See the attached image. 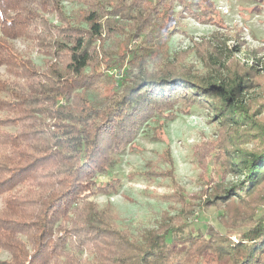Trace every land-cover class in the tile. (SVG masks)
<instances>
[{
	"label": "trees",
	"instance_id": "1",
	"mask_svg": "<svg viewBox=\"0 0 264 264\" xmlns=\"http://www.w3.org/2000/svg\"><path fill=\"white\" fill-rule=\"evenodd\" d=\"M63 1L0 0V68L8 74L0 77V195L8 193L0 211V250L13 257L0 264H88L81 259L85 252L91 264H192L205 253L210 255L203 264H264V213L257 216V209L264 207V132L244 99L247 79L214 74L199 78L181 68L134 76L121 97L100 111V106L75 95L96 83L86 73L99 56L94 46L115 29L102 25L91 9L82 17L84 29L73 30L68 23L70 32L65 34L64 19L57 17L59 25L47 19L63 15ZM126 1L112 10L113 17L126 19L133 11L138 17L143 13L140 1L147 2L126 6ZM184 1L183 8L192 6ZM208 11L212 18L215 10ZM150 20L137 19L135 34L142 35ZM19 39L55 65H46V74L40 72L12 47ZM113 63L105 65L111 69L117 66ZM177 102L184 106L182 114L196 105L217 118L222 128H243L244 136L256 139L250 151L237 140L221 141L215 150V156L221 152L217 166L241 180L223 189V196L211 194L208 203L231 205L225 208L223 223L231 232L243 227L237 242L215 235L198 246L192 237L177 240L169 229L162 234L150 230L144 244L136 246L129 233L113 228L112 219L89 201L94 194H111L113 190L98 184L96 177L110 169L112 159L133 143L148 120L159 116L172 121ZM18 185L24 192L12 194ZM18 234L27 235L30 249ZM185 247L182 255L179 249Z\"/></svg>",
	"mask_w": 264,
	"mask_h": 264
},
{
	"label": "rangeland",
	"instance_id": "2",
	"mask_svg": "<svg viewBox=\"0 0 264 264\" xmlns=\"http://www.w3.org/2000/svg\"><path fill=\"white\" fill-rule=\"evenodd\" d=\"M125 1L65 0L59 4L63 15L47 17L53 25L60 24L58 18L64 19L68 34V23L73 30L85 28L82 17L92 9L98 12L102 25L107 23L115 29L110 36L96 42L94 48L99 56L86 73L97 81L86 93L75 92L77 98L85 97L95 107L100 106L101 111L121 97L134 76L180 68L199 78L210 74L224 79L238 76L247 79L249 89L244 99L249 110L257 115L253 120L264 132V0L184 1L192 4L188 9L181 6V0H146L140 1L143 13L138 17L134 16L135 11L126 19L113 17L112 10ZM134 1L127 0L126 6ZM209 9L215 10L212 18ZM189 10L195 16H202V20L193 17ZM140 18L144 22L151 18L142 35L135 34L139 23L136 20ZM11 45L31 59L42 73L47 72L46 65H55L30 42L19 39ZM66 60L65 57V65ZM113 62L117 66L108 69L105 63L114 66ZM127 67L130 69L126 72ZM5 71L4 67L0 68L3 79L8 78ZM70 107L76 110L74 103ZM182 108V102L175 104L172 121L159 116L148 120L133 143L112 159L110 169L96 177L98 184L113 191L109 195H91L89 201L104 211L105 218L112 219L113 228L129 233L136 246L144 244L150 230L162 234L170 229L176 232L177 240L192 237L198 246L215 235L228 236L233 242L241 235L243 227H235L231 232L224 226L229 203L226 207L223 202L208 203L211 194L217 191L223 196V189L241 180L230 173L224 174L217 166L221 152L215 156V150L221 141L226 144L237 140L242 149L250 151L257 146L256 139L244 136L243 128H222L217 118L196 105L189 108L188 115L179 111ZM46 123L50 127L52 121ZM21 186L11 193H23ZM7 194L0 195V211ZM263 213L264 207L257 209L258 217ZM16 237L30 249L26 234ZM179 250H183L182 255L187 252L186 247ZM209 255L193 258L192 264H203ZM81 259L91 264L87 252ZM12 260L7 250H0V261Z\"/></svg>",
	"mask_w": 264,
	"mask_h": 264
}]
</instances>
